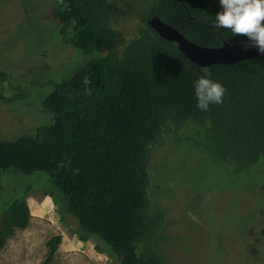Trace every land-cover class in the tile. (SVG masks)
I'll return each instance as SVG.
<instances>
[{
  "label": "trees",
  "instance_id": "trees-1",
  "mask_svg": "<svg viewBox=\"0 0 264 264\" xmlns=\"http://www.w3.org/2000/svg\"><path fill=\"white\" fill-rule=\"evenodd\" d=\"M147 3L128 36L107 25L110 0H60L52 10L87 60L39 98L51 114L50 124L0 141V177L7 171L48 177L49 189L43 191L56 207L52 215L61 231L46 226L41 264L52 263L62 233L91 243L107 254L109 264L169 263L154 247L161 216L162 225L167 218L154 201L166 198L152 174L158 152H164L157 157L163 156L162 164L178 150L184 166L213 163L234 182L239 173L264 169V56L198 67L146 21L158 17L203 47L246 40L215 27L218 0ZM204 69L227 90L223 103L211 104L208 111L197 108L193 88ZM0 79L6 81L2 70ZM178 185L184 192L183 183ZM54 190L64 197V209L52 198ZM242 192L264 210V175L256 185L244 184ZM169 195L181 198L175 189ZM177 218L179 224L186 216ZM29 222L25 199L10 202L0 215V249Z\"/></svg>",
  "mask_w": 264,
  "mask_h": 264
},
{
  "label": "rangeland",
  "instance_id": "rangeland-1",
  "mask_svg": "<svg viewBox=\"0 0 264 264\" xmlns=\"http://www.w3.org/2000/svg\"><path fill=\"white\" fill-rule=\"evenodd\" d=\"M59 1L0 0V70L10 78L9 85L0 79V101H3L0 141L15 139L33 131V127L50 124L51 114L42 108L39 98L52 90L54 82H59L87 60L73 47L71 30L64 33V39L51 33L56 27L52 10ZM110 1L113 11L108 15L107 25L130 35L140 21L141 12L148 8L147 0ZM42 2H46L42 7L44 30L42 37L35 39L40 40L32 42L30 25L36 18H31L25 7L32 10ZM178 151L172 153L175 158L167 164H162L163 156L157 159L164 154L158 152L153 165L152 174L166 195L164 200H154L161 207L160 212L167 216L162 225L161 214H154L161 216L154 241L159 256L167 260V264H264L263 205L256 204L242 192L244 184L253 186L263 178L264 169L255 168L252 175L239 173L234 182L224 178L213 163L182 165V151ZM198 168L199 173L195 174ZM47 181L48 177L43 174L24 175L13 171L1 174L0 215L18 198L25 199L32 219L28 228L14 232L7 239L0 250V264H41L45 258L47 239L42 236L46 226L49 223L60 227V222L52 215L56 207L43 191L49 189ZM179 183H183L184 192ZM172 189L181 194L176 202L169 195ZM235 189H240L241 194H233ZM52 198L65 208V199L57 190L52 192ZM188 199L192 203H188ZM178 215L186 216L179 224L176 223ZM86 245L83 249L86 257H81L75 252L81 251L82 244L63 238L51 264H109L104 254L93 249L87 251L91 243Z\"/></svg>",
  "mask_w": 264,
  "mask_h": 264
},
{
  "label": "clouds",
  "instance_id": "clouds-1",
  "mask_svg": "<svg viewBox=\"0 0 264 264\" xmlns=\"http://www.w3.org/2000/svg\"><path fill=\"white\" fill-rule=\"evenodd\" d=\"M218 5L219 10L215 13V27L230 31L234 37H246L249 43L243 45V47H255L258 52L264 53V0H218ZM51 33L60 37L64 35L63 31H61L60 24L57 22L56 27L52 29ZM36 38H34L32 42L40 40H35ZM203 72L204 74L198 76L194 81L193 88L197 100V108L201 111H208L211 104L223 103V97L227 90L221 83L210 78L211 73L207 69H204ZM6 81L9 85V76H6ZM84 83L87 85L90 83V80L86 77ZM85 95H91V90L89 88H85ZM28 212L31 222L32 215L30 214L29 207ZM30 222L26 228L30 226ZM59 235L61 240L63 238L67 239L68 237L69 240H74L82 244L83 248L80 249L81 251L75 253L79 254L81 257H86V253L83 252V249L87 248L86 244L78 241L69 234L62 233ZM63 235H65V237H63ZM91 250L92 247L87 249V251ZM104 255L107 258V254L104 253Z\"/></svg>",
  "mask_w": 264,
  "mask_h": 264
},
{
  "label": "water",
  "instance_id": "water-1",
  "mask_svg": "<svg viewBox=\"0 0 264 264\" xmlns=\"http://www.w3.org/2000/svg\"><path fill=\"white\" fill-rule=\"evenodd\" d=\"M156 34L166 42L176 45V49L198 67L236 63L254 56H264L255 47L245 48L248 40L234 43L223 42L219 47H203L188 40L180 31L158 17L146 21Z\"/></svg>",
  "mask_w": 264,
  "mask_h": 264
},
{
  "label": "flooded vegetation",
  "instance_id": "flooded-vegetation-1",
  "mask_svg": "<svg viewBox=\"0 0 264 264\" xmlns=\"http://www.w3.org/2000/svg\"><path fill=\"white\" fill-rule=\"evenodd\" d=\"M45 3L46 2H42L40 5H36L32 10H29V6L25 7V11H28L31 14V18H36L35 20H32V24L30 25V27L32 28L31 34L33 39L42 36L41 33L44 30L42 25H45L43 24L44 15H43L42 7L46 6ZM27 18H28V13L26 12L24 19L27 21ZM72 237L75 238L74 236Z\"/></svg>",
  "mask_w": 264,
  "mask_h": 264
}]
</instances>
